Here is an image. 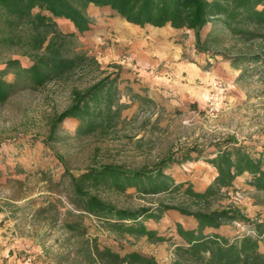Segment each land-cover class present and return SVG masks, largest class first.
Returning a JSON list of instances; mask_svg holds the SVG:
<instances>
[{
    "label": "rangeland",
    "instance_id": "obj_1",
    "mask_svg": "<svg viewBox=\"0 0 264 264\" xmlns=\"http://www.w3.org/2000/svg\"><path fill=\"white\" fill-rule=\"evenodd\" d=\"M87 13L93 29L78 35L80 48L97 59L101 70L118 68L128 74L120 78L119 85L121 101L128 104L122 111L125 122L106 135L77 138L75 120L66 119L57 127L59 139L45 141L52 116L70 102L71 87L82 88L90 81L81 72L67 81L48 83L38 91L18 92L0 105V264L73 262L77 239L71 237L64 223L78 219L80 214L69 200L65 179H61L64 171L76 175L101 163L132 169L143 164L151 166L166 157L169 163L163 167L165 173L201 190L216 174L203 161V156L215 150V144L230 142L258 149L264 146V82L257 75L239 79V70L222 56L210 54L211 63L203 69L208 84L197 96H191L178 80L179 59L161 54L152 57L156 60L153 64L144 62L137 57L132 42L119 37L108 23L110 9L91 6ZM59 26L65 32L74 30L64 20ZM209 27L207 24L203 32ZM182 35L186 40L190 36L185 44L189 47L192 32ZM149 48V44L142 47L145 53L152 50ZM19 58L27 63L26 58ZM156 75L159 80H152ZM214 81L222 83L226 97L211 112L207 99L214 90ZM131 93L150 102L132 99ZM194 148L202 150L198 160L194 159ZM186 154L190 159L179 163ZM234 189L213 206L232 205L247 222L264 219V192H257L243 178L236 180ZM102 196L118 206L129 207L157 200H183L180 195L173 199L164 195L144 198L132 189L125 194L104 192ZM79 219L100 246H109L120 254L135 250L152 255L159 264H171L169 241L153 243L145 238L117 236L104 230L93 216L81 215ZM176 222L185 227L195 224L193 218L168 210L149 226L173 237ZM246 230V223L235 222L224 225L220 233L233 237ZM260 249L264 250V241ZM74 264L85 263L76 260Z\"/></svg>",
    "mask_w": 264,
    "mask_h": 264
},
{
    "label": "trees",
    "instance_id": "obj_2",
    "mask_svg": "<svg viewBox=\"0 0 264 264\" xmlns=\"http://www.w3.org/2000/svg\"><path fill=\"white\" fill-rule=\"evenodd\" d=\"M90 4L108 8L112 16L144 27H164L192 31L198 52L220 55L239 70V79L251 74L264 82V0H0V105L21 91H38L48 83L67 81L81 72L90 80L84 87H71L70 102L55 113L45 141L57 140V127L66 119L76 122L75 137L106 135L125 122L121 101L120 70L103 71L97 59L79 46L78 35L93 29L87 13ZM69 22L73 31L65 32L59 21ZM210 24L206 32L204 28ZM19 57L26 58L22 63ZM132 99L150 102L138 93ZM203 156L216 170L202 189L190 182L176 181L163 171L166 157L151 166L132 169L101 163L78 174L64 171L61 179L69 190V200L78 219L66 221L65 228L77 239L71 258L85 264H159L152 256L132 250L124 254L100 246L87 233L81 215L96 218L104 230L117 236L145 238L149 242L169 241L171 264H264V219L247 222L232 205L213 206L230 191L238 177L257 192H264V146L248 147L224 142ZM195 160L201 158L202 150ZM182 156L178 162L190 159ZM66 177V178H65ZM141 197L176 195L180 202L157 200L136 207L118 206L102 196L104 192ZM168 210L193 218L185 227L174 223L173 237L159 233L156 224ZM246 223V231L233 237L219 232L224 225ZM59 264V263H56Z\"/></svg>",
    "mask_w": 264,
    "mask_h": 264
},
{
    "label": "crops",
    "instance_id": "obj_3",
    "mask_svg": "<svg viewBox=\"0 0 264 264\" xmlns=\"http://www.w3.org/2000/svg\"><path fill=\"white\" fill-rule=\"evenodd\" d=\"M91 6L101 8L90 4L87 9ZM116 18L115 16H111V18H108V23L111 24L113 29L119 34V37H123L132 42L137 57L141 58L144 62L150 61V63L153 64L156 61L152 58L153 56H161V54L167 57L173 56L179 59L176 68L180 72L178 80L180 84L183 85L182 90L189 91L188 94L191 96H197V94L205 88L208 84V77L204 75L205 71H203V69L205 70V68L208 67V62L211 63L210 60L212 59L210 54L198 52L194 48V36L190 46L187 47L185 45L187 44L186 42H190V36H188L186 40L184 39L185 35L182 34H186V32L190 31L174 29L169 25L164 27H153L150 25L139 27L129 22L127 23V21H118ZM118 18L121 17L118 16ZM146 44H149L152 50L146 51L145 53L142 47ZM158 48H162L164 51H160ZM127 76L128 74L126 72H120V78H125ZM153 78L152 80H159L158 78L160 77L156 75ZM239 178L241 177L237 179Z\"/></svg>",
    "mask_w": 264,
    "mask_h": 264
},
{
    "label": "built area",
    "instance_id": "obj_4",
    "mask_svg": "<svg viewBox=\"0 0 264 264\" xmlns=\"http://www.w3.org/2000/svg\"><path fill=\"white\" fill-rule=\"evenodd\" d=\"M212 86L214 90L208 96L207 108L209 111L214 112L222 104L226 96L224 94V87L222 86L221 82L214 81ZM246 232L249 233V230L247 229Z\"/></svg>",
    "mask_w": 264,
    "mask_h": 264
},
{
    "label": "bare ground",
    "instance_id": "obj_5",
    "mask_svg": "<svg viewBox=\"0 0 264 264\" xmlns=\"http://www.w3.org/2000/svg\"><path fill=\"white\" fill-rule=\"evenodd\" d=\"M128 23V22H127Z\"/></svg>",
    "mask_w": 264,
    "mask_h": 264
}]
</instances>
